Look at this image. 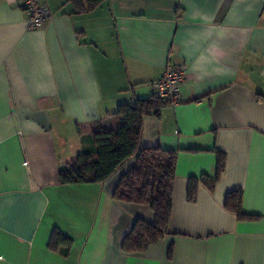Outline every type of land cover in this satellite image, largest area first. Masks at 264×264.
<instances>
[{"label": "crops", "instance_id": "crops-1", "mask_svg": "<svg viewBox=\"0 0 264 264\" xmlns=\"http://www.w3.org/2000/svg\"><path fill=\"white\" fill-rule=\"evenodd\" d=\"M29 29L0 0V264H264V0H106L72 11L44 0ZM169 64H184L181 100L142 119L140 146L177 149L168 233L140 252L122 243L147 205L113 197L132 161L100 183L62 184L81 151L77 128L153 94ZM213 189L190 178L216 173ZM242 190L238 219L225 195ZM57 228L68 246L48 248ZM171 247V252L168 249Z\"/></svg>", "mask_w": 264, "mask_h": 264}, {"label": "trees", "instance_id": "trees-1", "mask_svg": "<svg viewBox=\"0 0 264 264\" xmlns=\"http://www.w3.org/2000/svg\"><path fill=\"white\" fill-rule=\"evenodd\" d=\"M68 1L73 12L81 13L97 8L106 0ZM165 102L167 101L158 98L153 92L146 97L119 103L108 115V119L117 121L114 126L108 127L104 119H99L89 126L88 133L77 128L82 143L81 151L58 171V180L62 184L100 183L125 163L132 161L120 175L113 197L129 203L147 205L153 220L147 222L139 217L135 219L122 243L123 250L129 253L144 250L168 233L177 149L140 146L143 117L158 114ZM224 166L225 154L216 151L215 176L202 174L199 178H190L186 190L187 200H194L200 183L213 189ZM224 206L235 212L238 219L257 218L242 210L241 189L228 192ZM69 243L70 238L54 228L48 248L54 251L59 246H68ZM170 252L171 247L168 249V253Z\"/></svg>", "mask_w": 264, "mask_h": 264}, {"label": "built area", "instance_id": "built-area-1", "mask_svg": "<svg viewBox=\"0 0 264 264\" xmlns=\"http://www.w3.org/2000/svg\"><path fill=\"white\" fill-rule=\"evenodd\" d=\"M16 3L26 13V22L29 29L42 27L49 18V11L44 0H8ZM184 64H169L163 75L153 82L154 94L169 103L176 104L181 100V86L186 79Z\"/></svg>", "mask_w": 264, "mask_h": 264}]
</instances>
